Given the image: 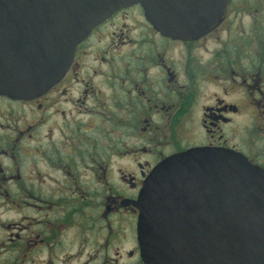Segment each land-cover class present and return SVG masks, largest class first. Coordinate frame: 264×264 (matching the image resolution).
I'll return each instance as SVG.
<instances>
[{"label":"flooded vegetation","instance_id":"1","mask_svg":"<svg viewBox=\"0 0 264 264\" xmlns=\"http://www.w3.org/2000/svg\"><path fill=\"white\" fill-rule=\"evenodd\" d=\"M0 105L11 108L0 111V205L29 211L23 235L0 217V264H143L132 203L159 163L211 148L264 169L263 2L230 0L223 21L191 40L156 31L139 5L119 10L76 46L56 84ZM34 158L38 169L22 177ZM47 171L63 195L36 189ZM44 199L73 200V211L33 231L32 200ZM70 226L79 235L65 240Z\"/></svg>","mask_w":264,"mask_h":264},{"label":"water","instance_id":"2","mask_svg":"<svg viewBox=\"0 0 264 264\" xmlns=\"http://www.w3.org/2000/svg\"><path fill=\"white\" fill-rule=\"evenodd\" d=\"M229 1L0 0V96H40L119 10L139 5L156 31L191 40L223 21ZM132 204L143 264H264V169L241 154L192 148L170 156Z\"/></svg>","mask_w":264,"mask_h":264},{"label":"rangeland","instance_id":"3","mask_svg":"<svg viewBox=\"0 0 264 264\" xmlns=\"http://www.w3.org/2000/svg\"><path fill=\"white\" fill-rule=\"evenodd\" d=\"M263 2L264 5V0H259ZM132 21L134 22L135 19L132 18ZM129 23H131L129 21ZM128 23V26L130 25ZM132 28H130L131 30ZM114 30V29H113ZM101 49V48H100ZM99 54L98 56H103L101 55L103 53V50H95L94 54ZM83 57V56H82ZM86 66L89 67V69L91 70L93 68V62H91V60H86ZM96 82H98L100 85L101 82L98 81V79H96ZM97 83V84H98ZM11 108L7 107V106H2L0 105V111H6V110H10ZM21 111V110H20ZM13 115L15 117H23L24 115H28L27 110L25 113H18L16 111L13 110ZM2 122V120H1ZM37 158V157H36ZM36 158L32 159L30 161L29 164L30 167H27V165H23V167H21L20 170V174L23 176V173H25V171H33L38 169L39 166V162L36 160ZM113 160V165L114 167H118L120 166V168H125L128 167V164L124 162H116L114 159ZM125 166V167H124ZM46 177L42 178L41 180L38 179L36 181V189L38 190V188H40L42 191L44 192H49V191H53V192H58L55 195H63L60 194L62 190H64L63 184L61 183L62 178L52 174L51 172H46ZM51 176V177H50ZM34 173H32L31 178H34ZM52 177H56L57 178V182H54L56 179L52 178ZM82 187V186H81ZM66 191V189L64 190ZM4 203H1L0 205V217L5 221V223H14L16 225V228H14L13 230L16 231V233H20L21 235H23V231H19L20 229H23V227H27L29 225V221H27V219L24 218L25 217H29V215H27L29 213V211L23 209L22 206H20V202L18 200L13 201L11 204H8V200H3ZM60 204V206L58 205ZM58 205V206H57ZM73 200H61L56 202L55 200H51V199H44V200H32V211L30 212V216L32 219V230L34 231L36 229L35 224L38 223H46V225H49L48 223H59L54 221V219H58L60 217V214L62 210H64L66 207H68L69 211L72 210L73 211ZM56 207V208H53ZM71 208V209H70ZM57 214V215H56ZM70 219H74L71 217V215H68L67 219L63 222V223H70ZM53 221V222H51ZM73 222L76 224L77 221L76 219L73 220ZM62 233V237L63 239H74L73 235H79V233H77V229H75L74 227H68L66 229V231L61 232ZM73 236V237H72ZM17 244V243H15ZM19 249L16 247V250ZM64 249H68V247H65ZM22 250V249H20ZM91 248H87L85 252H83V254L90 252ZM80 263H82V261H80Z\"/></svg>","mask_w":264,"mask_h":264}]
</instances>
